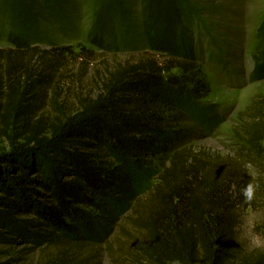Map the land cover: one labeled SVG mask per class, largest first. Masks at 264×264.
<instances>
[{
	"label": "trees",
	"instance_id": "1",
	"mask_svg": "<svg viewBox=\"0 0 264 264\" xmlns=\"http://www.w3.org/2000/svg\"><path fill=\"white\" fill-rule=\"evenodd\" d=\"M159 31L147 34L152 50L177 51ZM259 31L264 37V19ZM10 42L0 49V143L10 146H0V225L27 241L66 244L65 255L44 264H88L77 258L86 245L65 241L78 232L92 240L89 222L99 221L90 209L109 216L100 201L122 211L119 198L136 195L127 203L143 233L131 243L134 263L264 264V254L239 263L237 250L243 214L256 207L248 191L257 175L242 161L196 151L184 126L187 119L215 126V113L198 102L210 87L191 44L166 59L148 53L119 64L96 97L48 117L43 110L68 50H42L20 36ZM259 61L257 76L264 48ZM257 112L245 141L260 154L262 107Z\"/></svg>",
	"mask_w": 264,
	"mask_h": 264
},
{
	"label": "rangeland",
	"instance_id": "2",
	"mask_svg": "<svg viewBox=\"0 0 264 264\" xmlns=\"http://www.w3.org/2000/svg\"><path fill=\"white\" fill-rule=\"evenodd\" d=\"M263 19L264 0H0V49L20 36L42 50H68L57 65L43 110L51 117L58 107L75 112L81 99L96 97L107 74L119 64L134 63L148 53L166 59L183 53L185 43L191 44L210 87L199 105L215 113V126L208 129L186 120L192 148L229 162L242 161L257 175L248 191L257 197L256 207L243 214L238 229V262L244 263L264 254V152L257 154L245 141V130L254 125L259 106L264 115V75H256L262 64ZM154 28L160 29V36L169 31L166 38L173 40L169 43L176 44L177 51L152 50L147 34ZM169 43L165 46L170 48ZM0 146L10 148L7 143ZM137 198L121 196L126 205L122 211L100 201L109 216L90 209L99 221L89 222L92 240L80 238L84 234L78 232L76 239L65 241L86 245L77 252L78 263L136 264L131 243L143 233L127 203L134 204ZM29 241L0 225V264H44L67 252L66 244Z\"/></svg>",
	"mask_w": 264,
	"mask_h": 264
}]
</instances>
